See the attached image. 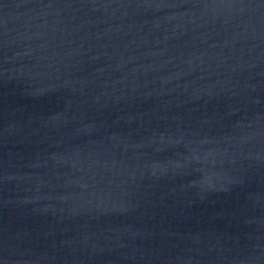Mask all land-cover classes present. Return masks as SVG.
Returning a JSON list of instances; mask_svg holds the SVG:
<instances>
[{
    "label": "water",
    "instance_id": "95a60500",
    "mask_svg": "<svg viewBox=\"0 0 264 264\" xmlns=\"http://www.w3.org/2000/svg\"><path fill=\"white\" fill-rule=\"evenodd\" d=\"M0 264H264V0H0Z\"/></svg>",
    "mask_w": 264,
    "mask_h": 264
}]
</instances>
